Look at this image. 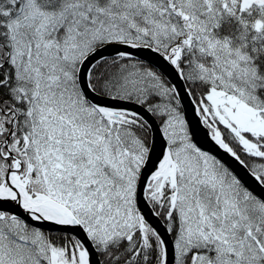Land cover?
<instances>
[{
	"label": "snow or ice",
	"instance_id": "6c2138e0",
	"mask_svg": "<svg viewBox=\"0 0 264 264\" xmlns=\"http://www.w3.org/2000/svg\"><path fill=\"white\" fill-rule=\"evenodd\" d=\"M0 264H264V0H0Z\"/></svg>",
	"mask_w": 264,
	"mask_h": 264
}]
</instances>
